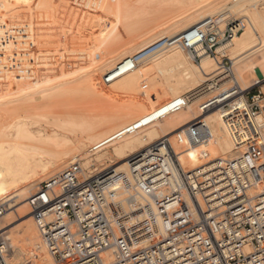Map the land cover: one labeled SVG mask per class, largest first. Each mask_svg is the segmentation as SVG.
<instances>
[{"label": "built area", "instance_id": "built-area-1", "mask_svg": "<svg viewBox=\"0 0 264 264\" xmlns=\"http://www.w3.org/2000/svg\"><path fill=\"white\" fill-rule=\"evenodd\" d=\"M244 27L243 20H232L222 30L209 18L123 64L132 70L168 43L196 64L201 56L210 57L218 63L215 73L227 74L232 60L217 48ZM220 77L212 78L214 85ZM255 87H232L200 107L202 113L221 107L234 147L232 158H213L204 149L197 154L195 168L182 164L177 148L213 144L209 126L198 120L131 155L128 176L106 168L86 177L87 171L75 161L41 182L27 204L55 263L264 264V174L252 155L253 150L264 155V92ZM187 102L182 96L171 110ZM140 128V123L127 126L90 148V154Z\"/></svg>", "mask_w": 264, "mask_h": 264}, {"label": "rangeland", "instance_id": "rangeland-1", "mask_svg": "<svg viewBox=\"0 0 264 264\" xmlns=\"http://www.w3.org/2000/svg\"><path fill=\"white\" fill-rule=\"evenodd\" d=\"M211 1L39 0V3L38 0L33 2L31 0H0V30H2L0 36L2 35L3 39L2 41L0 37V44L4 45H0V149L3 148L2 150L6 151L15 145L22 144L21 146L25 150H45L47 147L42 144V141L46 139L45 141H51L53 149L57 151L56 153L64 158L66 168L73 162L80 161L82 168L88 170L92 167L97 168V171L104 167L115 169L117 162L115 158L102 160L103 166L95 162L93 163L94 166H88L87 158L91 156L89 149L95 144L91 138L85 141L84 149L77 153L72 149H67L66 142L69 143L73 140L75 145L80 133L90 131L107 118L120 113V110L132 101H139V104L144 105L148 102L144 99L156 84L150 80H144L127 93L116 96V101L115 97L104 98L97 94L96 85L92 83L93 75L97 74L107 62L110 63L108 56L112 50L121 49L116 57L120 60L124 58L120 55L129 54L132 51V54H135L138 48L144 50L148 45H152V48L161 46L168 37H165L160 26L180 12L182 13L191 7L206 5ZM232 1L218 0L215 3V8ZM219 2L221 3L218 4ZM199 3L201 4L199 5ZM35 7H38L33 14L36 21L33 18L34 23L30 25L36 24V27H32L28 25V22V24L25 22L31 8ZM209 10L208 12H211V9ZM36 12L38 14H35ZM201 12L204 13V11H198L196 16ZM232 16L224 24H218L219 28L223 30L229 21L245 17V11L232 14ZM25 40L27 41L25 42ZM153 41L155 44H152ZM257 43H259L258 40ZM26 48L29 49L26 50ZM262 49H264V41ZM175 50L191 62L184 50L177 47ZM227 55L225 56L230 59V56ZM184 58L180 57V60ZM174 61H179V59ZM209 61L211 64L213 63L212 70L215 71L217 69L215 62L211 59ZM150 62L151 65L152 61ZM154 62L158 63V60ZM158 65L161 66V64ZM196 69L198 75L191 78L188 89L182 93V95H190V99L196 96L199 98L196 97L197 100L190 102L195 111L203 102L233 86L232 82H227L219 90L199 96L196 92L205 85L209 78L208 75L212 74L213 71H207L206 77L198 68ZM173 74L171 73V75ZM166 75H161L162 77L156 75V80L164 89L167 84L166 80L170 79V74ZM250 84L252 83L248 85ZM246 86L241 84L242 89ZM254 86H256L254 91L264 92V82ZM198 115L203 114L197 111ZM189 124L191 122L177 128L174 132ZM153 129L158 130L159 127L148 128V130L141 132L139 137L145 136ZM58 132H63L62 134H65L68 139L58 138L57 140L60 141L56 143L54 136ZM151 140L154 141L153 138ZM195 147L197 150L203 149L202 147ZM111 150L112 146H107L103 152L91 159H96L103 153H110ZM53 156L55 155L53 154ZM72 158H74L73 161H71ZM55 175L53 174V176ZM53 176L50 174L38 176L35 190L31 195L36 192L37 186L41 182ZM27 201L21 206H16L13 210H8L7 205L0 201V211L4 214V218L0 220V227L6 224V218H12V225L10 224L9 228L0 232V245H5L8 253L11 251L6 238L9 235L7 231L12 226L20 225L21 218L17 212L19 209L25 207L30 213L29 206L26 204ZM22 235V233L18 234L19 237ZM40 240L42 242L41 238ZM38 243L40 241L37 235V238H33L24 244L26 247L21 255L26 253V250L32 245L35 246ZM31 249L34 250V257L31 256L30 259L35 262L36 254H39L40 250L38 251V248L35 247H31ZM21 255L17 252L14 257L18 258ZM30 259L27 264L33 263Z\"/></svg>", "mask_w": 264, "mask_h": 264}, {"label": "bare ground", "instance_id": "bare-ground-1", "mask_svg": "<svg viewBox=\"0 0 264 264\" xmlns=\"http://www.w3.org/2000/svg\"><path fill=\"white\" fill-rule=\"evenodd\" d=\"M33 1L36 0H31V2ZM217 1L218 0H212L206 5H202L200 7H191L182 13L180 12V14L178 13L175 17H171L170 20L160 26V28L163 29V34L166 38L168 37L167 40L170 41L185 34L188 30L201 24L206 19L211 18L217 24H224L227 19L233 17L232 14H238L245 11V17L236 19L244 21L245 27L243 28V31L239 35L234 37L231 41L217 48V52L221 56H225L226 54L230 56L233 64L231 72H228L227 74L225 72L223 74L215 73L217 69L215 71L212 70L213 63H210L209 60L211 58L208 56H201L200 61L197 64L192 61H187L183 57V54L175 50V47H169L168 43H166L164 46L154 51L150 55L141 59L132 70H128L127 65L123 64L124 61L128 58H131L135 54L143 52L145 49L143 48L144 50H141L140 48H138L135 54H132L133 51L129 52V54H122L120 56H124V58L120 60H118V58L116 57L121 49L119 50L117 48L115 50H112L108 56V58L110 59V63L107 62L99 70V72L92 77V83L96 85V91L99 96L104 98L115 97L116 100V96H121L127 93L130 89L134 88L144 80H150L151 82L156 84V87L154 86L149 95L144 99L146 100V102L148 101L147 103L141 105L139 104V101H132L130 104L121 109L120 113L107 118L106 120L101 122V124L96 125L97 127H94L92 130L80 133V137L78 138V140L76 139L77 143L75 145L72 142L73 140L69 143L66 142V148L72 149L73 151H75V153H77L78 151L84 149L85 141H87L88 138H91L92 141H95V144L92 146L94 147L95 145L111 138L114 134L126 128L127 126L140 123L141 128L139 130L126 135L119 140L110 142L107 145L112 146V150L110 153H103L100 157L91 159L93 158V156L99 154L100 152H103V150L107 148V146H105L104 148L98 150L94 154H91V156L87 158L88 166H94V162L103 166L104 164L102 160L115 158L117 161L115 163L116 172L118 174L128 176V160L126 161V159L153 142L151 140L152 138L155 141L163 136L171 137L173 135L172 132H174V130H176L177 128L184 126V124L190 122L193 123L195 122V120H203L211 130L213 136V144L209 148L202 147L203 149L200 150H197V147L195 146L177 148V151L181 156L180 160L182 164L187 169L195 168L199 164L197 154L199 153V151L204 149H206L213 158H232L234 156V147L228 137L223 123L224 112L221 110V107L216 106L211 110H208L207 112L204 111L203 113L200 111V107L210 100L215 99L216 101L220 98V96L230 91L232 87L239 88L240 91H249L253 88L252 86L264 82V49H262L264 41V0H233L228 4H223L221 7L215 8V3H217ZM220 3L221 2H219L218 4ZM200 4L201 3H199V5ZM37 8L38 7L31 8L29 14L26 16L25 23L28 22V25L34 23L33 21L35 17L33 16V14ZM207 8L208 10L211 9V12H208V10H206ZM198 11H204V13L201 12V14H198L196 16ZM35 14H38V12H36ZM31 19L33 20L31 21ZM30 26L36 27V24ZM32 34H34L33 31ZM28 38L27 40H29ZM27 40H25V42ZM257 40L259 41V43H257ZM6 43L8 42L6 41ZM21 43L23 44V40ZM152 44H155V42ZM27 46L30 47L31 45ZM150 46L148 45L147 48H149ZM35 48L36 44L34 50ZM27 49L29 48H26V50ZM186 54L188 56V59L190 60L191 57L188 55V53ZM180 57L184 59L180 60ZM175 59H179V61H174ZM155 60H158V63L154 62ZM150 61H152L153 65L149 64L151 63ZM158 64H161V66ZM215 64L217 66L218 63L216 62ZM196 68H198L206 77L207 71H213L212 74L208 75L209 78L206 81L205 85L199 88L197 92L195 91L199 96H202L203 94H206L210 91H217L227 82L233 83V86L231 88L200 104L197 111L203 115L198 116L197 111H195L193 105L190 104V102H193L192 100H197V96L193 99H190L191 97H189L188 95H182V93L188 89V84L189 82H191V78L194 75H198ZM171 73H174L175 75H171ZM164 74H170V79L166 80L167 84L165 86V89L162 85H159L158 81L156 80V75L161 76ZM219 75L221 77L218 79V83L214 85L212 82V78ZM106 77H110V82L107 83L105 81ZM160 80L162 81V78H160ZM249 83L252 84L248 85ZM241 84L247 86L242 89ZM182 96H187L188 99L185 107L180 108L177 111L171 110L172 103ZM155 126L157 128L159 127V129H153L145 136L139 137V134H141V132L148 130V128H154ZM62 133L58 132L57 134H55L54 139H56V143L60 141L57 140L58 138H62L64 140L67 138V136ZM171 133L172 135H170ZM149 139L151 140L150 142L148 141ZM45 140L42 141V144L47 147L45 150H25L23 146H21V143V145H15L14 147L6 151L2 150L3 148L0 149V201H2L3 204L7 205L8 210H13L14 208H16V206H21L30 198L31 193L35 190V183L37 181V178L49 174L53 176V174H57L65 170L67 166L66 161L59 153H56L57 151L53 149L51 141ZM53 154L55 156H53ZM252 155L256 158L255 161L257 163V168L259 169L258 171L264 174V155L258 153L257 150H253ZM73 160L74 158L71 159V161ZM106 168L107 167H104L98 171L97 168L94 167H92L90 170L85 169L87 171L86 177L91 176V174H93L94 172L96 173ZM17 212L18 216L21 218V223L20 225L18 224V226H12V228L7 231L9 235L8 237H6L9 242L11 252H7L5 245H0V253L3 263L27 264L29 259L34 257V250H30V248L35 247L36 249L38 248V251H40L39 254H36L35 262H33V259H30V261L33 262L32 264H56L54 258L49 254L47 249L42 244L40 240L41 237H39L40 235L31 218L30 213H28V210L23 207ZM2 218H4V214L2 211H0V220ZM11 222V217L6 218V224L0 227V232L9 228V226L12 225ZM160 232L163 233V229L160 228ZM20 233L23 234L21 237L18 236V234ZM14 234H16L18 237H15ZM37 235L40 243L36 244L35 246L32 245L26 250V253L21 255V252L26 247L24 244L33 238H37ZM17 252L21 255V257H14Z\"/></svg>", "mask_w": 264, "mask_h": 264}]
</instances>
